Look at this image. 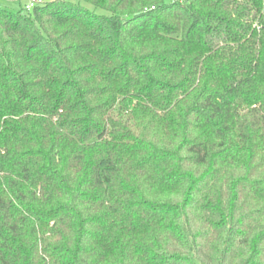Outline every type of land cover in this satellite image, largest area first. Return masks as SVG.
<instances>
[{
    "label": "trees",
    "instance_id": "16d2710c",
    "mask_svg": "<svg viewBox=\"0 0 264 264\" xmlns=\"http://www.w3.org/2000/svg\"><path fill=\"white\" fill-rule=\"evenodd\" d=\"M26 1L0 264H264V0Z\"/></svg>",
    "mask_w": 264,
    "mask_h": 264
},
{
    "label": "rangeland",
    "instance_id": "374dc122",
    "mask_svg": "<svg viewBox=\"0 0 264 264\" xmlns=\"http://www.w3.org/2000/svg\"><path fill=\"white\" fill-rule=\"evenodd\" d=\"M26 2V0H0V7L10 11H16L19 9L20 5H24Z\"/></svg>",
    "mask_w": 264,
    "mask_h": 264
},
{
    "label": "built area",
    "instance_id": "2783aa9c",
    "mask_svg": "<svg viewBox=\"0 0 264 264\" xmlns=\"http://www.w3.org/2000/svg\"><path fill=\"white\" fill-rule=\"evenodd\" d=\"M35 1H31L27 6L26 8L27 9H30L33 5H34Z\"/></svg>",
    "mask_w": 264,
    "mask_h": 264
}]
</instances>
